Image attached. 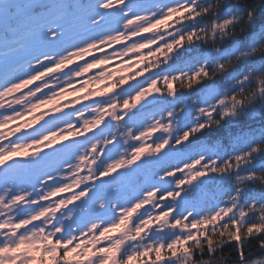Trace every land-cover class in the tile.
<instances>
[{"label": "snow or ice", "instance_id": "6c2138e0", "mask_svg": "<svg viewBox=\"0 0 264 264\" xmlns=\"http://www.w3.org/2000/svg\"><path fill=\"white\" fill-rule=\"evenodd\" d=\"M0 264H264V0H0Z\"/></svg>", "mask_w": 264, "mask_h": 264}, {"label": "rangeland", "instance_id": "374dc122", "mask_svg": "<svg viewBox=\"0 0 264 264\" xmlns=\"http://www.w3.org/2000/svg\"><path fill=\"white\" fill-rule=\"evenodd\" d=\"M125 59H127V58H125ZM110 64H111V66L113 67V68H120V67H122V65L118 62V61H112V62H110ZM109 70H111V68L109 69ZM125 71H129V70H125ZM121 74H123V73H117V75H121ZM96 87H100V85H95ZM66 99L68 98L67 96L65 97ZM46 107H51V105H47Z\"/></svg>", "mask_w": 264, "mask_h": 264}, {"label": "trees", "instance_id": "16d2710c", "mask_svg": "<svg viewBox=\"0 0 264 264\" xmlns=\"http://www.w3.org/2000/svg\"><path fill=\"white\" fill-rule=\"evenodd\" d=\"M227 251V250H226Z\"/></svg>", "mask_w": 264, "mask_h": 264}]
</instances>
